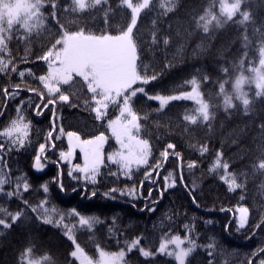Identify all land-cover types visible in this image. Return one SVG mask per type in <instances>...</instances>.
Here are the masks:
<instances>
[{
    "label": "trees",
    "instance_id": "16d2710c",
    "mask_svg": "<svg viewBox=\"0 0 264 264\" xmlns=\"http://www.w3.org/2000/svg\"><path fill=\"white\" fill-rule=\"evenodd\" d=\"M52 3L56 5L54 9ZM162 4L172 11H165ZM40 11L43 26L27 33L14 24L7 41L8 51L0 52L5 62L12 61L6 72H0V131L16 118L21 101L22 115L31 121L24 147L11 146L8 139L0 137L4 144L0 151V175L8 181L0 192V219L11 224L8 228L0 226V264H22V254L29 247L31 256L49 257L47 264H79L71 256L75 244L63 225L44 223L38 207L42 201H47L45 208L64 214L63 224L68 225L77 243L91 256L98 255L97 245L107 252L127 251L126 242L136 238H140L139 247L156 253L161 239L177 234L196 244L186 264H248L249 260L259 264L264 260V253L259 252L264 248V169L258 167L264 160V96L257 97V90L253 89L248 111L241 102L226 111L224 93L220 91L221 84L226 82L229 87L234 77L259 65L260 49L264 47V0H243L241 11L250 15L245 23H240L239 13L231 21L219 17V0H151L149 8L139 16L133 38L140 74L155 75L156 79L149 80L144 93H137L130 103L141 117L139 136L149 141L152 155L149 164L133 170L131 177L124 176L116 165L105 163L95 184L84 181L75 171L69 176L75 164L61 161L59 155L69 148L65 134L74 132L89 139L107 133V122L119 114V105H110L104 119L97 120L91 110L95 106L91 93L80 78L61 85L70 102L55 106V147L46 150V159L42 158L47 167L37 172L35 156L52 130L53 115L49 109L36 115L35 106L41 100L27 89L44 92L45 100L48 99L47 89L39 81L47 73V64L39 57L63 31L84 29L95 35H116L126 30L131 13L121 0H107L83 12L72 11L71 0H44ZM208 12L221 18V25L212 21L209 31L204 32L198 22L202 24L200 17ZM13 67L16 72L11 70ZM20 71L25 72L24 77L18 75ZM193 79L214 117L207 122L199 117L195 124L184 119L196 115L198 105L192 100H172L161 108L159 101L148 98L189 92ZM17 84L23 90L15 98L3 94L2 89L11 93ZM61 127L63 133L59 131ZM108 135L112 144L107 149H114L116 141ZM169 143L176 145L182 162L170 156L159 169V177L153 173L145 178V172L161 160L160 153ZM201 146H207L208 151L201 154ZM217 153L223 154L221 162L229 164L228 172L236 175L242 187L230 191L221 179L223 169L210 171ZM79 160L78 157L76 161ZM193 161L197 166L189 169L187 165ZM169 174L176 183L165 188L164 177ZM25 181L29 184L27 191L23 189ZM17 184L21 185L19 195L7 196ZM45 184L47 192L42 187ZM113 188L117 192L104 195ZM133 191L134 195L127 194ZM92 192L96 195L92 196ZM240 203L249 208V220L238 230ZM32 208H37V212ZM72 209L84 216H95L101 223L91 230L81 227L77 217L68 215ZM17 212L21 216L13 223L8 214ZM58 219V215L53 216L54 221ZM185 245L188 246L186 240ZM125 261L177 264L174 257L166 254L144 257L139 248L127 252Z\"/></svg>",
    "mask_w": 264,
    "mask_h": 264
},
{
    "label": "snow or ice",
    "instance_id": "6c2138e0",
    "mask_svg": "<svg viewBox=\"0 0 264 264\" xmlns=\"http://www.w3.org/2000/svg\"><path fill=\"white\" fill-rule=\"evenodd\" d=\"M107 0H71L72 11L83 12L88 8H95L102 3H106ZM151 0H140L139 3L133 4L132 0H121L122 6L130 10L131 22L128 24L126 30L120 31L119 34L113 35L105 32L101 35H95L92 33H86L84 29L75 32L63 31L62 36L55 41V43L48 49L47 52L41 57L40 60L46 62L47 73L39 77V81L43 87L47 89L48 99L45 100V93L38 92L34 88H28L27 91L36 93L41 104H37L36 115H41L44 109H49L53 115V127L52 130L47 133L46 142L39 145L38 153L35 156L34 167L37 171L42 170L44 165L41 162L42 156L46 153L48 148H54L53 132L56 129V112L55 106L58 103H69L70 97L61 91V85H69L75 78H80L86 85L87 90L91 93V100L94 103L92 112L95 113L97 120L104 119L110 105H119V114L115 119L109 120L108 127L111 130L112 136L115 138L119 145V149L108 156V161L118 167L120 172L126 176L131 177L133 170L139 169L142 166L149 164V157L152 155L151 145L147 139H141L139 136L141 125L139 123L141 117L133 110L131 106V99L135 97L137 93H144V88H133L137 82L148 83L149 80H155L156 76L151 77L142 76L138 70L137 61L139 59L137 52V43L133 38V30L136 27L137 19L141 12L149 8ZM171 2V0H168ZM243 0H219V11L221 18L224 21H231L233 17L240 14V23H245L250 19L248 12L241 11V4ZM44 7V0H0V52L6 53L8 51L7 41L11 39V30L13 25H19L25 32L31 33L43 26V16L41 14V8ZM51 7H56L55 3H52ZM165 11H172V8L166 7ZM221 18H217L211 12L206 13L200 17V24L198 26L203 27L204 32L209 31V25L212 21L216 22L217 26L221 25ZM63 28V25H61ZM168 43L167 40L164 41ZM59 46V47H58ZM261 59L259 61L260 68L251 69L255 74L252 79H247L243 75L236 79L233 90L237 98L241 101L244 110L248 111L250 100L248 95L244 92L243 87L245 83H255L256 96H264V47L260 49ZM12 61H4L0 57V72H6L8 70V64ZM16 72V68L11 69ZM227 71V69H225ZM30 73V70H29ZM20 77H24L25 72L20 71L18 73ZM192 91L184 93L180 96H154L148 97L160 102V107L163 108L169 101L178 99H188L195 101L198 105L195 116H185L184 119L192 124L197 122V117L202 122H207L214 117L209 112V104L204 102L201 98V94L198 91V84L195 79L191 81ZM23 89L20 85H15L13 91L9 93L7 88L2 89L3 94L6 97L15 98L19 95V91ZM221 93H224V85H220ZM122 98V103H121ZM42 105V106H41ZM21 106L16 109V118L12 119L7 127L0 131V137L8 139L11 146L24 147L28 142L29 131L31 128V121H26L22 115ZM51 106V107H50ZM234 107L232 103V97L224 94V108L227 111L229 108ZM63 133V128L59 129ZM69 138V151L61 152V161H71V158L76 148H79L83 153V165L75 164L69 171V176L72 172L81 173L83 180L96 183V177L100 172V168L104 165L103 147L107 140V137L101 133L92 139L81 140L76 133H67ZM75 137V142L73 138ZM176 145L169 143L166 148L160 153L161 160L155 165L150 167L149 171L145 172V178H149L153 173L159 177V169L164 162H167L170 156L176 158L182 162V157L176 150ZM4 150V144L0 143V151ZM208 151L207 146H201V154ZM222 153H217L216 160L214 161L210 171H216L223 169L224 175L221 179L228 185L230 191H234L237 188L242 187L237 183V177L234 173L228 172L229 164L222 161ZM46 159V156H44ZM196 162L193 161L187 165L189 169L196 167ZM183 167V164H180ZM259 169H264V160L259 162ZM75 178V177H74ZM171 179V174L164 177L165 188L174 187L175 179H171V183L168 181ZM182 179V172H181ZM59 182V181H58ZM155 181H153L154 183ZM8 181L4 176L0 175V192L4 191V185ZM43 190L48 191L47 185H43ZM61 189L63 185L60 184ZM21 185L17 184L14 192H7L6 195L12 197L13 195H19ZM29 184L25 181L23 189L27 191ZM117 192V189L113 188L109 193H105V196H110L111 193ZM123 194V193H121ZM128 195H134L133 192L127 193ZM96 193L92 192V196ZM163 195V193H161ZM151 196V192H149ZM25 203H27L25 201ZM47 201H42L39 204V209L42 210L44 223H56L57 225H63L66 229L68 238L73 240L75 249L72 251L71 256L78 260L79 264H126L125 256L126 252L121 249L119 252H105L97 245L98 259L95 261L87 255L83 248L78 243H75V237L71 235V229L68 225L63 224L64 214L58 212L57 209L45 208L44 205ZM154 210V209H150ZM3 211V209H0ZM33 212H37V208H32ZM238 230L245 227L247 224L248 209L241 207L238 209ZM11 220L14 223L21 216L20 212L14 215L9 213ZM59 216L58 220H53V216ZM69 216L78 218V223L81 227H86L91 230L94 225L101 223L99 218L95 216L81 215L76 209H72ZM0 226L5 228L11 227V224L6 223L5 219H0ZM188 228V225H185ZM185 240L188 243V247L183 245ZM140 238L133 239L131 242H126L127 252L130 253L133 249L139 248L140 253L144 257L153 256L155 254H166L170 257H174L178 264H185L186 257L196 248L194 241L187 236L181 239L179 236H172L171 238H163L159 243V247L156 253L139 247ZM170 246L171 250H170ZM211 247V246H210ZM259 252L264 253V248L259 249ZM32 248H27L22 254V264H43L44 261L49 260V257L45 256L40 260H32L31 257ZM211 254V253H210ZM253 255H256L255 253ZM248 264H251L249 260ZM259 264H264V260H260Z\"/></svg>",
    "mask_w": 264,
    "mask_h": 264
},
{
    "label": "rangeland",
    "instance_id": "374dc122",
    "mask_svg": "<svg viewBox=\"0 0 264 264\" xmlns=\"http://www.w3.org/2000/svg\"><path fill=\"white\" fill-rule=\"evenodd\" d=\"M232 2V0H229V3H231ZM132 3L135 5V3L132 1ZM140 16V15H139ZM219 17H221V13H219ZM138 19H139V17H138ZM138 19H137V22H138ZM62 36V35H61ZM59 47V46H58ZM260 59H261V56H260ZM137 65H138V61H137ZM254 68H260V64L257 66V67H254ZM253 68V69H254ZM138 70H139V68H138ZM241 75H243L245 78H247V79H252L253 77H254V73L250 70V72L249 73H241L240 75H238L235 79H233V81L231 82V84H230V86L229 87H227L226 86V82H224V94H227V95H230L231 97H232V103L233 104H235L236 102H241L238 98H237V96H236V94L234 93V90H233V85H234V83H235V81H236V79L237 78H239ZM197 84H198V82H197ZM198 86H199V84H198ZM61 87V86H60ZM144 88V91H145V83H141V82H137V84H134L133 85V88ZM253 89H256V85H255V83H245L244 84V87H243V90H244V92H246L247 93V95H248V99L250 100L251 98V96H250V94H251V91L253 90ZM257 90V89H256ZM192 91V90H191ZM191 91H189V92H191ZM198 91H199V93L201 94V98L204 100V102H206L207 103V101L202 97V92H201V90H200V88L198 87ZM184 93H188V91L187 92H183V93H180V94H176V95H171V96H180V95H182V94H184ZM224 96V95H223ZM154 97V96H153ZM172 101V100H171ZM195 102V101H194ZM115 119V118H114ZM72 133H74V132H72ZM77 134V133H76ZM106 137H107V140H106V142H105V144H104V147H103V155H104V164L105 163H110L109 161H108V156L111 154V153H113V152H115V151H117L118 149H119V145H118V143L116 142V144H117V146L114 148V149H107V146H108V144H112V141H111V139H110V136L108 135V134H111V130L109 129V127H108V132L107 133H103ZM78 135V134H77ZM112 135V134H111ZM79 137H80V139L81 140H87V139H84V138H82L80 135H78ZM65 137L67 138V142H68V145H69V138H68V136H67V133L65 134ZM114 138V137H113ZM141 138V137H140ZM89 139H92V138H89ZM141 139H143V138H141ZM114 140H115V138H114ZM73 141L75 142V137L73 138ZM116 141V140H115ZM69 151V148L65 151V152H68ZM78 157H79V161H76V159H78ZM41 162H42V164L44 165V167H43V169L42 170H39V171H37L36 169V171L37 172H40V171H43L46 167H47V164L43 161V158L41 159ZM68 162V161H67ZM80 164V165H83V163H84V160H83V153L81 152V150L79 149V148H76L75 149V152H74V154H73V156H72V158H71V161H70V164ZM34 164H35V161H34ZM35 168V167H34ZM80 176H82V174L80 173ZM83 177V176H82ZM241 207H244V208H247L248 209V214H247V223H248V220H249V208L245 205V204H243V203H240L239 205H238V207H237V210L239 209V208H241ZM239 212L237 213V219H239ZM238 222V221H237ZM71 235L72 236H74V234L73 233H71ZM173 236H179L181 239H183L180 235H177V234H175V235H173ZM75 243H77V241H76V238H75ZM185 248H187L188 246L187 245H185V243H184V245H183ZM171 247L172 246H170V250H171ZM75 249V248H74ZM105 252H107V251H105ZM126 252V254H127V251H125ZM109 253H112V252H109ZM87 255H89L90 257H92V259L95 261L96 259H98V255L97 256H91L90 254H88L87 253ZM188 257V256H187ZM187 257H186V259H185V264H186V260H187ZM30 259H32V260H40V259H42V258H36V257H33V256H31V257H29ZM43 264H47L46 263V261H44L43 262ZM49 264V263H48ZM177 264H178V262H177Z\"/></svg>",
    "mask_w": 264,
    "mask_h": 264
}]
</instances>
